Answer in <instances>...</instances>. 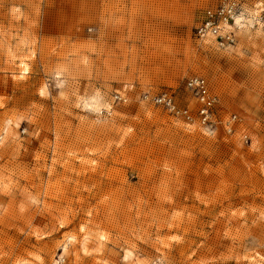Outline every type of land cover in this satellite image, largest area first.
<instances>
[{
  "label": "rangeland",
  "instance_id": "rangeland-1",
  "mask_svg": "<svg viewBox=\"0 0 264 264\" xmlns=\"http://www.w3.org/2000/svg\"><path fill=\"white\" fill-rule=\"evenodd\" d=\"M218 1L0 0V264H264V33L199 40Z\"/></svg>",
  "mask_w": 264,
  "mask_h": 264
},
{
  "label": "built area",
  "instance_id": "built-area-1",
  "mask_svg": "<svg viewBox=\"0 0 264 264\" xmlns=\"http://www.w3.org/2000/svg\"><path fill=\"white\" fill-rule=\"evenodd\" d=\"M237 20H240L239 23ZM247 25L251 29L264 33V5L255 8L247 17L237 0H219L213 7L205 10L201 25L197 28L196 33L199 40H212L219 47L225 48L234 44L236 30ZM186 88L194 95L197 102L198 123L214 131L218 125L216 112L220 106L219 96L211 91L208 81L201 77L189 79ZM154 102L164 106L175 116H181L190 123L195 122L196 117L191 110L188 107L181 108L177 104L175 96L168 92L157 97ZM235 119L236 117H233L228 124H225L230 132Z\"/></svg>",
  "mask_w": 264,
  "mask_h": 264
}]
</instances>
